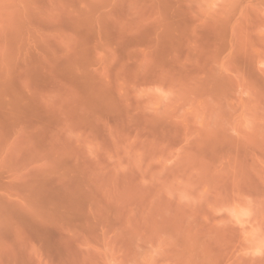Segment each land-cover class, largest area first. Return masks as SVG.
Wrapping results in <instances>:
<instances>
[{"label": "rangeland", "instance_id": "1", "mask_svg": "<svg viewBox=\"0 0 264 264\" xmlns=\"http://www.w3.org/2000/svg\"><path fill=\"white\" fill-rule=\"evenodd\" d=\"M0 264H264V0H0Z\"/></svg>", "mask_w": 264, "mask_h": 264}]
</instances>
